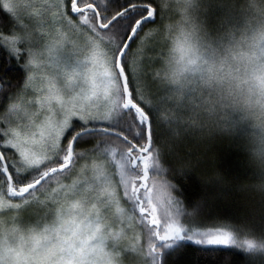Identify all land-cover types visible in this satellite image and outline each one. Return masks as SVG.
<instances>
[{
    "label": "snow or ice",
    "instance_id": "snow-or-ice-1",
    "mask_svg": "<svg viewBox=\"0 0 264 264\" xmlns=\"http://www.w3.org/2000/svg\"><path fill=\"white\" fill-rule=\"evenodd\" d=\"M103 2L70 0L75 23L61 11L46 31L25 25L24 35L8 39L14 53L19 51L18 43L25 44L29 70L40 60L41 49H46L52 78L42 103L57 101L58 106L52 105L54 111L46 116L40 140L33 141L39 145L38 152L12 144L19 149L13 167L0 151V216L16 226L7 237L0 236V264H123L124 255L138 257L143 264H161L163 250L181 242L206 251L232 248L248 257H264V243L240 238L246 232L256 234L246 225L201 230L202 205L186 211L183 201L172 195L179 188L165 177L180 171L175 164L177 144L160 147L166 142L158 119H150L148 109L156 110V106L144 95L146 74L130 59L132 45L155 19L156 8L127 0L120 5L122 11L109 15L111 9L100 6ZM21 6L22 0L2 3L9 14L18 13ZM65 42L76 49H90L89 60L76 59L71 50L62 51ZM261 52L264 55V48ZM252 62L249 58L248 63ZM57 81L62 87H57ZM65 95L71 101L66 103ZM241 125L235 118L230 124L220 122L207 138L230 135ZM90 139L99 141L92 155L99 154L97 158L104 161L110 157L119 169L118 178L106 163L93 164L91 175L85 168L78 170L85 154L77 148ZM65 174L78 179L70 185L57 180V186H52L53 179ZM124 198L127 210L121 206ZM160 214L165 218L163 226ZM182 216L189 218V226L181 223ZM137 221L146 228V248L139 234L128 235ZM225 261H231V256Z\"/></svg>",
    "mask_w": 264,
    "mask_h": 264
},
{
    "label": "clouds",
    "instance_id": "clouds-1",
    "mask_svg": "<svg viewBox=\"0 0 264 264\" xmlns=\"http://www.w3.org/2000/svg\"><path fill=\"white\" fill-rule=\"evenodd\" d=\"M161 7L159 64L148 89L166 142L160 147L207 138L235 118L242 125L229 136L264 173V0H161ZM245 187L264 194V176ZM9 220L0 217V236L16 227ZM240 238L264 243V234Z\"/></svg>",
    "mask_w": 264,
    "mask_h": 264
},
{
    "label": "trees",
    "instance_id": "trees-1",
    "mask_svg": "<svg viewBox=\"0 0 264 264\" xmlns=\"http://www.w3.org/2000/svg\"><path fill=\"white\" fill-rule=\"evenodd\" d=\"M108 1L110 4L108 8L111 9L109 15L114 14L116 10L122 11L120 5L127 2V0ZM69 2L70 0L67 1L66 7ZM134 2L150 4L156 8L155 19L150 20L143 27L140 37L145 32H155L157 26L165 19L161 0H134ZM103 4L104 2L100 5L102 8H104ZM66 9L68 10L69 6ZM66 12V15L75 18L74 13L71 12L72 15ZM12 24L13 18L2 9L0 0V31L8 33ZM158 45L160 46L159 37ZM26 76L25 54L15 55L6 46L0 44V150L5 152L7 164L13 167L16 165L18 150L5 145L6 125L1 117L9 97L23 87ZM148 89L143 90L146 99H150ZM148 111L150 119L156 121V110L148 109ZM160 133L161 136L164 135L161 127ZM98 142L90 139L82 143L77 150L87 152ZM175 152L177 154L175 164L180 171L166 177L179 188V196L188 211L198 203L202 205L198 214L199 226L219 228L225 224L246 225L256 234L264 233V194L245 187L246 184H252L259 179L260 174L245 162V157L233 137L225 134L218 135L214 139L185 138L175 146ZM2 171L3 168L0 167V172ZM227 256H231V261H225ZM161 264H264V257H248L232 248L206 251L191 242H184L174 250L166 254L162 253Z\"/></svg>",
    "mask_w": 264,
    "mask_h": 264
},
{
    "label": "rangeland",
    "instance_id": "rangeland-1",
    "mask_svg": "<svg viewBox=\"0 0 264 264\" xmlns=\"http://www.w3.org/2000/svg\"><path fill=\"white\" fill-rule=\"evenodd\" d=\"M67 1L68 0H22L21 10L16 14H11L13 18V24L10 28V31L8 33H3L0 31V36L5 38L3 40H0V44L6 46L12 51V46L8 43V39L13 36L19 37L24 35L23 29L25 25L29 26V30H31L32 27L35 26L39 28L40 32L46 31L48 26L55 24V19L58 18L59 12L67 11L66 13L69 12L70 14H72L70 11V2L69 5H67V7L69 6V9H66ZM1 2L3 3V0H1ZM86 2H91V0H86ZM45 4L47 5V7L44 6ZM57 4L61 5V7L57 8ZM109 5V1L104 0L103 6L109 7ZM41 12H43V15H40ZM53 14L57 15L54 16ZM67 16H69L74 23L77 21L76 15H73L75 16V18L70 15ZM45 22H47V26L41 27V25H45ZM56 27L60 28L61 26L56 25ZM62 30L66 33L68 32L67 28H63ZM15 47L19 50L18 54H25L26 67L28 65L30 56L28 52L25 51V44L18 43ZM68 50H71L73 56L79 60L88 61L91 55L90 49H76L73 48L72 45L68 42H65L62 47V51ZM159 50L160 46L158 45V35H156L155 32H145L133 47L134 55L130 56V59L137 61L138 67L142 69L144 74H146L143 82L148 85V88L153 86L151 83V70L159 64V59L157 56ZM12 53L17 55V53H14L13 51ZM41 53L42 55L38 63L30 66L31 70H29V67H26L27 76L25 83L23 87L19 89V91L13 93L9 97V102L8 104H6L5 110L3 111L1 117L3 123L6 125L5 132L7 138L5 145L12 147V144L21 143L26 149L33 152L39 151V145L37 143H33V141L40 140L41 128L46 119V116L52 114V112L54 111L52 105L58 106L57 101H52L51 105H45L42 103L43 98L49 93V80L52 77L49 71L51 69V60L49 58V55L46 49H41ZM135 53H139V55H135ZM44 65H46L47 67H45ZM29 77H31V81L29 80ZM56 85L57 87H62V85H60L58 81L56 82ZM64 99L67 103L71 101V96L65 95ZM74 104L75 101H73L72 104H69V106H73ZM12 105H16V107L13 108ZM9 141H11V144L9 143ZM15 149H17L19 152L18 148ZM91 150L87 152L79 151L85 154V158L81 159L78 162V170L80 168H85L87 175H91V166L93 164L106 163L107 167L114 169L118 178L119 169L118 167H116L115 163L111 160V158L107 157L106 161L98 159L97 157L99 156V154L93 156ZM117 159H119V156H117ZM165 178L168 179L167 177ZM77 179V176L69 177L67 176V174H65L63 176L57 177L56 179H53L51 181V184L55 187L57 186V180H60L62 183L70 185L74 180ZM120 191H122V187ZM172 195L181 199L178 191L173 190ZM124 200H126V198L121 200V206L127 210L129 208V204L125 203ZM183 206L186 211H188L184 205V202ZM160 219L161 226H163L165 218L162 214H160ZM188 219L189 218L186 216L181 217V223H183L186 227L189 226ZM198 227L201 230L217 229L199 225ZM135 234L140 235L141 243L146 248V228L142 227L138 221L135 224L134 231H128L129 237H132ZM182 243L184 242H181V244ZM178 246L179 245L174 246L172 249H164L162 253L166 254L174 250ZM123 264H143V262L138 257L124 255Z\"/></svg>",
    "mask_w": 264,
    "mask_h": 264
},
{
    "label": "water",
    "instance_id": "water-1",
    "mask_svg": "<svg viewBox=\"0 0 264 264\" xmlns=\"http://www.w3.org/2000/svg\"><path fill=\"white\" fill-rule=\"evenodd\" d=\"M0 151H1V150H0ZM5 163H7L6 160H5Z\"/></svg>",
    "mask_w": 264,
    "mask_h": 264
}]
</instances>
